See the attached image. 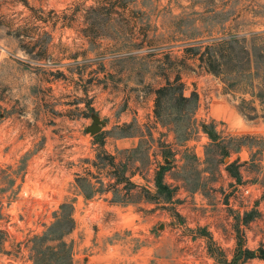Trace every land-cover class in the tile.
<instances>
[{"label": "rangeland", "instance_id": "374dc122", "mask_svg": "<svg viewBox=\"0 0 264 264\" xmlns=\"http://www.w3.org/2000/svg\"><path fill=\"white\" fill-rule=\"evenodd\" d=\"M193 261L264 264V0H0V264Z\"/></svg>", "mask_w": 264, "mask_h": 264}, {"label": "water", "instance_id": "95a60500", "mask_svg": "<svg viewBox=\"0 0 264 264\" xmlns=\"http://www.w3.org/2000/svg\"><path fill=\"white\" fill-rule=\"evenodd\" d=\"M102 122L98 119V117L93 116V123L88 127L91 133H96L100 130Z\"/></svg>", "mask_w": 264, "mask_h": 264}, {"label": "built area", "instance_id": "2783aa9c", "mask_svg": "<svg viewBox=\"0 0 264 264\" xmlns=\"http://www.w3.org/2000/svg\"><path fill=\"white\" fill-rule=\"evenodd\" d=\"M193 264H197V262L196 261H193Z\"/></svg>", "mask_w": 264, "mask_h": 264}]
</instances>
